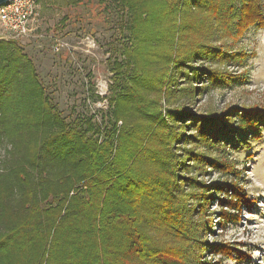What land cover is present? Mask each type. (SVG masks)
<instances>
[{"label": "trees", "instance_id": "16d2710c", "mask_svg": "<svg viewBox=\"0 0 264 264\" xmlns=\"http://www.w3.org/2000/svg\"><path fill=\"white\" fill-rule=\"evenodd\" d=\"M110 1L126 39L101 124L67 121L31 59L0 39V264L248 262L241 243L206 233L214 215L224 230L252 208L227 148L261 139L264 107L186 106L234 80L215 63H244L233 38L264 29V0Z\"/></svg>", "mask_w": 264, "mask_h": 264}, {"label": "rangeland", "instance_id": "374dc122", "mask_svg": "<svg viewBox=\"0 0 264 264\" xmlns=\"http://www.w3.org/2000/svg\"><path fill=\"white\" fill-rule=\"evenodd\" d=\"M36 3L38 30L31 37L20 39L5 35L0 28V39L16 41L31 59L39 80L67 121L93 114V120L101 124L108 111L111 67L114 61L122 58L120 47L126 32L121 27L126 13L110 0H81L74 5L64 0H36ZM233 40H228L233 41V50L247 53L244 63L230 60L215 63V66L230 73L234 80L225 87H214L198 96L194 104H187L188 111L219 113L227 108L236 111L241 106L264 107V29L250 28ZM58 43L61 46L55 50ZM4 147L0 145V155ZM208 151L218 154L217 150ZM227 151L242 171L240 178L253 204L250 210L243 208L239 223L224 230L215 226L217 217L214 215L213 232L206 233V240L241 243L238 247L250 255L244 264H264V131L261 139L251 143L249 150L227 148ZM218 178L213 172L199 176L205 183ZM217 208L212 205L210 210ZM206 259L216 260L208 254ZM222 264L235 262L225 259Z\"/></svg>", "mask_w": 264, "mask_h": 264}, {"label": "built area", "instance_id": "2783aa9c", "mask_svg": "<svg viewBox=\"0 0 264 264\" xmlns=\"http://www.w3.org/2000/svg\"><path fill=\"white\" fill-rule=\"evenodd\" d=\"M39 11L36 0H6L0 4V28L11 38H29L39 28ZM58 43L54 46L58 50Z\"/></svg>", "mask_w": 264, "mask_h": 264}, {"label": "water", "instance_id": "95a60500", "mask_svg": "<svg viewBox=\"0 0 264 264\" xmlns=\"http://www.w3.org/2000/svg\"><path fill=\"white\" fill-rule=\"evenodd\" d=\"M5 1H6V0H0V4L3 3V2H5Z\"/></svg>", "mask_w": 264, "mask_h": 264}]
</instances>
